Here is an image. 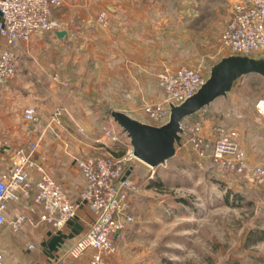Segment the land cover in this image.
<instances>
[{
	"label": "rangeland",
	"instance_id": "obj_1",
	"mask_svg": "<svg viewBox=\"0 0 264 264\" xmlns=\"http://www.w3.org/2000/svg\"><path fill=\"white\" fill-rule=\"evenodd\" d=\"M69 1L78 4L79 13L73 20L76 29L105 32L115 27L104 5L117 0H63L64 4ZM165 2L170 20L158 24V52L148 60L149 68L140 72L116 64L113 84L93 85L94 94L89 86L86 91L80 86L83 100L89 101L93 95L91 107L98 116L81 113L77 100L68 97L73 112L62 115L56 110L53 115L40 118V140L49 136L72 143L90 137L86 132L89 128L92 135L96 132L99 136L101 146L110 149L113 146L104 135L105 128H121L111 116L112 110L153 124L145 109L164 97L160 74L188 67L207 78L211 67L231 53L223 46L222 36L233 0ZM102 13L106 25L99 21ZM91 16L93 21L89 23L87 18ZM101 38L105 39L96 33L94 43H100ZM71 44L69 56L75 59V45L84 44ZM159 61L164 62L160 65ZM68 88L73 91L77 86L70 88L68 84ZM261 100L264 101V79L245 76L226 98H218L183 121L185 129L199 123L208 137L219 129L236 131L237 142L250 163L249 172L239 174L210 156L199 157L188 143L187 132L176 155L164 165L155 169L146 165L139 168L140 162L133 165L131 178L141 187L132 194L134 219L125 226L134 233L130 264H264V174L256 177L252 173L255 168L264 170V113L257 107ZM83 103L82 106H90V101ZM259 157L262 161L255 162Z\"/></svg>",
	"mask_w": 264,
	"mask_h": 264
},
{
	"label": "crops",
	"instance_id": "obj_2",
	"mask_svg": "<svg viewBox=\"0 0 264 264\" xmlns=\"http://www.w3.org/2000/svg\"><path fill=\"white\" fill-rule=\"evenodd\" d=\"M64 5L56 10L55 15L63 21L65 26L62 30H66L68 36H59L57 31L37 32L28 42L15 48L16 74L6 82L0 99V175L13 166L17 149H34V163L43 165L63 185L70 198L78 201L77 185H84L85 179L76 165V158L106 151L100 144L99 136L96 132L92 135L91 130L86 128L90 137L72 143L60 138L53 140L49 136L40 140L38 133L41 125L26 120L24 110L34 107L39 121L53 115L56 110L63 115L69 110L73 112L74 108L69 105L70 97L80 104L81 113L98 116L99 113L91 107L93 95H90V106H82L83 102L87 104L89 101L80 97V86L84 91L89 86L94 94L93 85L113 84L116 64L140 72L147 70L148 60L158 52L157 38L161 35L158 24L166 23L170 17H167L165 0H117L104 5L115 27L101 32L76 29L73 20L78 16V4L69 1ZM90 21H93L92 16L87 18V22ZM96 33L105 38H101L100 43L97 40L98 44L93 40ZM81 41L84 45H75L77 54L75 59H70L71 42ZM5 47V40L0 35V52ZM103 47L106 52H103ZM163 62L159 61L160 65ZM159 63L155 62L156 65ZM57 74L60 80L55 79ZM63 82L70 84V88H77L69 90L68 84L66 87ZM131 116L136 118L133 114ZM260 160L261 157L255 162ZM143 165L140 162L137 167L143 168ZM130 200L133 208L134 197ZM41 213V207L31 197H22L20 202L10 204L7 221L0 234V249L5 264H88L91 252L74 259L68 256V250L95 221L96 212L82 203L77 216L62 230H56L42 221ZM21 215L25 216V220L16 225L15 221ZM133 236L134 233L127 229L114 236L116 252L106 254L107 264L131 263ZM32 245L34 247L31 248Z\"/></svg>",
	"mask_w": 264,
	"mask_h": 264
},
{
	"label": "built area",
	"instance_id": "obj_3",
	"mask_svg": "<svg viewBox=\"0 0 264 264\" xmlns=\"http://www.w3.org/2000/svg\"><path fill=\"white\" fill-rule=\"evenodd\" d=\"M63 4V0H0V35L6 44L0 52V99L6 82L16 74L15 48L28 42L37 32L62 30L63 23L53 10ZM99 21L107 24L105 13ZM222 44L231 53L253 56L264 53V0H233ZM55 79L60 80L58 74ZM159 80L164 97L145 109L155 125L166 122L169 105L180 104L193 95L205 82V77L194 69L181 67L175 72L160 74ZM63 85L66 86L67 82ZM257 107L264 113L263 100L258 102ZM24 118L35 124L39 122L34 107L24 110ZM187 128L184 130L185 134H189L188 143L199 157L210 156L224 168L239 174L251 170L246 152L237 142L236 131L219 129L215 135L208 137L203 134L199 123ZM104 135L113 147L99 155L76 158V165L85 179L84 185H77L78 201L70 198L61 183L44 166L34 163V149H17L13 166L0 175V234L7 221L10 204L20 202L22 197H31L42 209L41 220L56 230H62L74 219L81 204L85 203L96 212L97 217L69 248L68 256L77 259L91 252L88 264H107L106 254L116 251L114 236L134 219L130 196L139 192L140 188L127 176L131 166L139 162L127 134L122 128L109 126L105 128ZM119 151L121 154L117 155ZM252 173L262 177L264 170L255 168ZM24 220L25 216L21 215L15 224L19 225ZM0 264H5L1 249Z\"/></svg>",
	"mask_w": 264,
	"mask_h": 264
},
{
	"label": "water",
	"instance_id": "obj_4",
	"mask_svg": "<svg viewBox=\"0 0 264 264\" xmlns=\"http://www.w3.org/2000/svg\"><path fill=\"white\" fill-rule=\"evenodd\" d=\"M57 34L68 36L66 30L57 31ZM251 74L264 78V53L254 56L230 53L211 67L209 77L193 95L180 104L169 105V118L163 124L143 122L116 109L111 111V116L130 139L136 159L155 169L172 159L177 148L182 146L185 118L218 98L227 97L243 77ZM130 173L128 171L127 176Z\"/></svg>",
	"mask_w": 264,
	"mask_h": 264
},
{
	"label": "trees",
	"instance_id": "obj_5",
	"mask_svg": "<svg viewBox=\"0 0 264 264\" xmlns=\"http://www.w3.org/2000/svg\"><path fill=\"white\" fill-rule=\"evenodd\" d=\"M58 9H60L59 7L58 8H55L53 11H54V14L56 13V10H58ZM251 75H255V74H251ZM247 76H249V75H247ZM204 109V108H203ZM201 111V110H200ZM134 165V164H133ZM133 165L131 166V168H130V171H131V173L128 175V177H130L131 178V176H132V174H133V171H134V167H133ZM134 182V181H133ZM139 188L141 187V185L139 184V183H137V182H134Z\"/></svg>",
	"mask_w": 264,
	"mask_h": 264
}]
</instances>
